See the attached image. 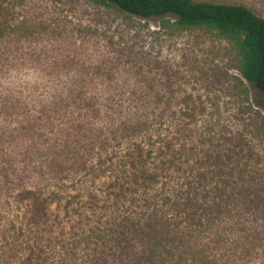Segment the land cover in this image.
I'll use <instances>...</instances> for the list:
<instances>
[{
	"label": "trees",
	"instance_id": "obj_1",
	"mask_svg": "<svg viewBox=\"0 0 264 264\" xmlns=\"http://www.w3.org/2000/svg\"><path fill=\"white\" fill-rule=\"evenodd\" d=\"M87 1L232 41L255 92L251 130L193 106L168 75L164 92H111L73 60L44 73L15 56L33 32L0 6V188L14 184L0 264H264V16L245 3Z\"/></svg>",
	"mask_w": 264,
	"mask_h": 264
},
{
	"label": "rangeland",
	"instance_id": "obj_2",
	"mask_svg": "<svg viewBox=\"0 0 264 264\" xmlns=\"http://www.w3.org/2000/svg\"><path fill=\"white\" fill-rule=\"evenodd\" d=\"M207 1L245 3L264 16L261 0ZM0 6L3 10L14 6L15 16L27 22L21 34L33 32L18 44L22 47L15 56L39 61L44 73L65 74L64 69L50 67L73 60L78 63L74 73L104 82L97 89L111 92H164L161 83L168 75L174 82L172 89L192 94L193 106L218 109L222 121L238 131L245 128V135L251 130L247 112L255 108V92L240 73L235 44L214 30L178 28L168 16H125L93 8L87 0H2ZM11 186H1L0 208L6 195L13 194Z\"/></svg>",
	"mask_w": 264,
	"mask_h": 264
}]
</instances>
